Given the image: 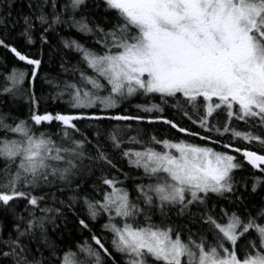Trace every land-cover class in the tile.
Listing matches in <instances>:
<instances>
[{"label": "snow or ice", "instance_id": "obj_1", "mask_svg": "<svg viewBox=\"0 0 264 264\" xmlns=\"http://www.w3.org/2000/svg\"><path fill=\"white\" fill-rule=\"evenodd\" d=\"M46 5L50 13L45 12ZM81 6L87 7L86 0H68L60 4L59 11L57 0L50 4L49 0L30 2L32 12L23 16L20 33L28 44L35 43V19L43 28L39 33L42 44L50 43L46 33H55L60 24L93 37L97 47L61 37L66 49L79 54V61L72 64L62 59L60 72L45 74L46 83L55 89L51 98L67 96L68 110H39L43 96L37 97L35 82L42 55L20 50L0 38V47L28 65V70L13 67L5 75L7 83L0 87V94L15 95L28 80L23 94L30 103L24 119L0 112V130L4 132L0 136V159L4 161L0 168V212L13 221L6 236L7 226L0 221V264H105V258L118 264L95 233L91 240L96 247L85 242L78 244L75 252L63 250L50 235L49 224L59 231L56 219L63 215L61 207L71 210L77 199L83 200L91 220L107 214L101 229L111 233L110 245L121 257L119 264H264V223L251 214L242 216L224 207L217 215L216 206L208 203L210 194H228L237 204L244 202L240 188L248 186L234 178V170L242 167L237 155L261 172L253 177L252 191L264 183V136L230 126L233 118L264 126V0H102L94 6L102 7L104 15L91 23L83 15L79 19L74 15ZM108 13H114L115 22ZM80 62L93 74L81 68ZM69 74L73 79L64 78ZM137 93L158 94L162 103H167L165 98L181 97L183 102L176 100L172 107L201 131H191L163 115L161 104L136 105L144 115L107 111L117 107L118 98ZM97 106L101 111H87ZM220 112L227 119L213 122L210 118ZM102 119L125 123L123 131L117 126L109 132L110 148L119 150V158L126 159L129 166L143 169L141 179L149 180L134 184L135 199L115 174L128 178V173L104 150L106 145L93 143L101 133L97 131L89 139L76 123ZM145 121L163 122L205 143L157 138L155 134L142 140V130H135L125 141L126 132L133 130L129 122ZM54 122L58 125L55 130ZM226 134L232 140L256 142L261 151L223 143ZM214 135L221 139H214ZM125 143L139 147H122ZM88 144L95 149L94 155L84 150ZM102 166L115 171L109 174ZM94 169L101 172L100 184L105 186L100 199L79 195ZM53 187L56 192L67 189L73 195L67 201L59 200L61 207H52L45 200L56 202L57 196L43 189ZM93 190L98 186L93 185ZM20 200L26 203L17 211ZM173 210L186 222H170ZM157 213L159 223L152 219ZM257 216L264 217V208ZM78 223L89 229L85 219ZM250 230H254L255 239L247 237Z\"/></svg>", "mask_w": 264, "mask_h": 264}, {"label": "trees", "instance_id": "obj_2", "mask_svg": "<svg viewBox=\"0 0 264 264\" xmlns=\"http://www.w3.org/2000/svg\"><path fill=\"white\" fill-rule=\"evenodd\" d=\"M35 4V0H0V17H3V22L0 23V38H6V43H12L18 49L23 51H28L31 53L42 55L43 64L41 66V71L39 73V77L35 82V91L37 97L43 96V99L40 102L39 110L43 111L45 109L49 111H65L68 110L69 105L66 103L67 96L63 99L53 100L51 98L52 92L55 89L51 88L45 80V74H50L51 76H55L58 72H60L59 64L62 59H67L72 64H75L79 61V54L74 50L66 49L61 43L60 38H70L76 39L80 43L85 44L87 47H97L92 41L93 37L91 34H84L77 30L76 27H65L63 24H60L56 27V32L53 33L51 30L46 33L49 37L50 43L42 44L39 39L40 31H43V28L39 25V22L33 19V23L36 24V31L33 33L35 43L28 44L25 38L20 34L24 27L23 16L29 15L32 12V9L28 7L29 3ZM68 0H57V11L60 10V4L67 3ZM51 0H49V4ZM102 0H86L87 7L81 6L74 15L77 19L80 18L81 15L85 16L89 23L93 19L97 22L100 21L102 15H104L103 9L95 7L94 5H100ZM45 12L50 13L51 9L48 5L45 6ZM11 13V15H8ZM109 18L115 22L114 13H108ZM66 18V16H65ZM46 27V25L44 26ZM15 67L17 69L28 70V65L25 62L19 61L13 54H11L7 49L0 47V87L4 86L7 82L5 81V75L11 71V69ZM80 67L84 68L85 71L91 75L93 74L91 69H87L83 62H80ZM67 79H73V77L69 74L66 77ZM77 80L79 79L78 73L75 77ZM104 83V81H101ZM29 85V81L25 80L23 86L20 91L15 95L13 94H0V112L10 113L11 116L19 117L21 119L27 118L29 115L30 103L28 99L23 94V90L27 88ZM101 94H107L106 91H101ZM167 103H162L158 94L156 95H148L144 96L143 94L137 93L135 96L126 98L123 100H118V104L116 108L107 110L111 114L115 115L116 113H121L124 115H144L143 112L137 110L136 105L139 104H150L156 103L161 104L164 108L163 115L167 116L169 119L175 118L178 123L181 124L182 127H188L191 131H201L198 127L193 126L187 119H182L180 114L176 111L175 108L172 107L173 104L176 103V100L182 101V98L177 96V98H165ZM88 112L92 111H101L99 107H94L92 109H87ZM158 114V113H153ZM195 118V116L193 117ZM213 122L216 121H224L227 119L226 114L220 112V114H213V117L210 118ZM11 120L9 119V121ZM77 126L81 129V132L87 134L89 139L94 138V133L99 131L101 133L98 140L93 139V143H99L101 145H106L107 147L104 149L109 152L110 157L117 163L118 167H120L124 173H128V178H125L119 172L115 174L119 179L123 180V187L129 190L130 196L135 199L137 193L134 190V184L136 183H149L147 178L141 179L143 177V169H136L133 166H129L127 164L126 159L119 158V150L112 151L110 148V141L108 140V134L117 126L121 131L125 129L124 122H118L110 119H102V120H80L77 121ZM132 126V131H127L124 136L125 141L127 140V136L135 135V130H142L143 135L139 138L142 140H147L149 134H155L157 138L167 137L169 139L172 138H183L190 140L194 143H205V141L200 140L199 138L189 137L186 134H181L177 130L172 129L170 126L164 124L163 122H154L149 123L145 122H129ZM231 127L236 128L239 131L244 132H252L253 135L264 136V126L259 125L258 121L249 120L238 121L235 118L231 121ZM58 125L54 122L52 125V129L55 130ZM38 130L39 126H37ZM4 135L3 130H0V136ZM202 135H207L206 132H202ZM75 138L79 139V135H76ZM214 139H221L219 136L213 137ZM223 143H233L236 147H248L252 151H261V146L256 142H246L240 138L236 140H232L229 134H226L222 140ZM160 150V146L153 145ZM213 147H217V150H225L220 148L218 145H212ZM122 147H139V145L128 144L125 143ZM86 152L91 150V154H95V149L92 147V144H88L84 149ZM237 160L242 164L240 169L234 170V178L238 181H241L243 184H247V188H240V192L243 193L245 197L244 202L242 204H237L233 198H231L228 194L224 196H218L217 194H210L209 197V206H216V214L219 215V208L224 207L229 211L237 210L241 213L242 216L251 214L253 217H257L258 223H264V217H258L261 208H264V183L259 185L255 192L251 189V183L253 177L261 175L259 169L253 168L250 164L243 160L242 155H237ZM4 161L0 159V168L3 167ZM104 170L109 174H112L115 170L109 169L106 166ZM101 172L98 169H94L92 175H90L87 180L82 184L79 195L87 194L90 198L95 197L96 199H100L102 195V191L105 190V186L100 184ZM93 185L98 186V190H93ZM62 186V185H61ZM239 187V186H238ZM44 192H55L57 196V201L53 202L50 198H46L45 203L50 204L52 207H61L59 204V200L67 201L68 197L73 195V193L67 189L63 192H56L55 187L52 189L44 188ZM37 195L41 193L39 191L36 192ZM239 194V193H237ZM18 207L17 211H20L26 201L20 200L16 202ZM44 204H41L43 207ZM247 209V212H244V209ZM61 211L63 213L62 216H59L56 219V224L59 225V231L54 230L51 225H48L49 233L56 240V243L63 249L68 250L71 248L72 251H77L76 246L78 244H83L87 242L91 244L93 247L95 246V242L91 240V235L95 233L97 236H100L102 242H104L105 247L109 248V251L113 252L118 264L121 260V257L115 253V251L111 248L110 239L111 233L102 230L101 226L107 222V214L101 213L97 216L95 220H91L88 217L87 207L84 204L82 199H77L73 202V206L71 210L67 207H61ZM175 210L169 213L171 216V221L174 223H184L186 220L184 218H177L174 214ZM79 219H85L86 222L89 223V229H83L78 221ZM142 219V218H141ZM153 221L159 223L161 221L160 215L157 213L152 217ZM0 221H3L7 226L5 228V236L7 235L8 229L11 227L13 223L11 216H5L2 212H0ZM119 222V221H117ZM193 229H196V225H191ZM248 238H256V234L254 230H250L247 234ZM243 241L238 242L237 253L240 252V244ZM47 255V252L45 253ZM62 255V252H61ZM80 255V254H78ZM105 264H110V261L105 258Z\"/></svg>", "mask_w": 264, "mask_h": 264}, {"label": "rangeland", "instance_id": "obj_3", "mask_svg": "<svg viewBox=\"0 0 264 264\" xmlns=\"http://www.w3.org/2000/svg\"><path fill=\"white\" fill-rule=\"evenodd\" d=\"M102 95H104V94H102ZM118 100H120V99L118 98Z\"/></svg>", "mask_w": 264, "mask_h": 264}]
</instances>
